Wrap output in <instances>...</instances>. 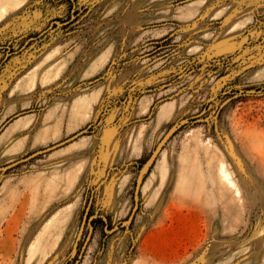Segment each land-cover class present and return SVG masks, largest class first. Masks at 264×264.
<instances>
[{"label":"rangeland","instance_id":"rangeland-1","mask_svg":"<svg viewBox=\"0 0 264 264\" xmlns=\"http://www.w3.org/2000/svg\"><path fill=\"white\" fill-rule=\"evenodd\" d=\"M3 9L0 264H264V0Z\"/></svg>","mask_w":264,"mask_h":264},{"label":"water","instance_id":"water-1","mask_svg":"<svg viewBox=\"0 0 264 264\" xmlns=\"http://www.w3.org/2000/svg\"><path fill=\"white\" fill-rule=\"evenodd\" d=\"M18 114H15L14 116H16ZM13 116V117H14ZM9 119H12L9 118ZM9 119L7 121H5L1 126H0V131L5 127V124H7L9 122ZM191 118H183V119H180L179 121H177L176 123H174L173 125H171L168 130L164 133V135L161 137V139L156 143V145L154 146L153 150L151 151L150 155L147 157L145 163L143 164V166L141 167V169L139 170L137 176H136V180H135V184H134V189H133V208L129 214V216L127 217L126 221H129L132 217H133V214L135 212V209L137 208V200H138V197H139V194H140V188H141V185H142V182H143V177H144V171L149 169L150 166L153 164L154 160L156 159V156L158 155V153L161 151L162 149V145L167 141V139L169 138V136L172 135L173 133V130L175 127H178L180 125H182L183 123H187ZM86 130H81L80 132H78L77 134L67 138L66 140L64 141H61V142H58L54 145H51V146H48V147H45L41 150H38L34 153H32L30 156L28 157H25V158H21V159H18L12 163H9L6 165L7 168H10L16 164H18L19 162H22L34 155H37V154H40V153H43V152H46V151H49L51 149H54L56 147H58L59 145L63 144V143H66L67 141L73 139L74 137H77L79 134L85 132ZM82 224H83V221L80 225V228L77 232V237H76V240L71 248V252H70V255L73 254V251H75V245H76V241L77 239L79 238L80 236V233H81V228H82Z\"/></svg>","mask_w":264,"mask_h":264},{"label":"bare ground","instance_id":"bare-ground-1","mask_svg":"<svg viewBox=\"0 0 264 264\" xmlns=\"http://www.w3.org/2000/svg\"><path fill=\"white\" fill-rule=\"evenodd\" d=\"M19 6V4H16V6L14 7V8H16V7H18ZM15 9H13V10H11V11H14ZM8 13V11H6L5 9H3L1 12H0V20L6 15ZM39 67V64L37 63V64H35L34 66H33V68L32 69H34V68H38ZM49 72V68H47L46 70H45V75L47 76V73ZM26 77H27V75H26ZM35 72L31 75V76H29V78H28V84L31 86L32 84H34V82H35ZM219 170H220V173L222 174V176L225 178V180L228 182V184L229 185H231L233 188H234V193H233V195L235 196V200L238 202V201H240L241 199H242V191H241V188H240V186H239V184H238V182L237 181H235L231 176H230V173H229V171L225 168V166H224V164H221L220 165V167H219Z\"/></svg>","mask_w":264,"mask_h":264},{"label":"crops","instance_id":"crops-1","mask_svg":"<svg viewBox=\"0 0 264 264\" xmlns=\"http://www.w3.org/2000/svg\"><path fill=\"white\" fill-rule=\"evenodd\" d=\"M102 142L106 146H108L110 144V142H111V139H109V137H105V139H102ZM138 157H139V154L135 155V158H138ZM159 179L160 178H158L156 174H153L152 176H150L148 178H145L144 181L142 182V185H141V188H140V192H142L143 188H144V190L154 188L155 185H157L156 183H158ZM129 180H130L129 174H123L119 178V182L122 184V186H126V184L129 182ZM163 181H167L166 177L164 178Z\"/></svg>","mask_w":264,"mask_h":264}]
</instances>
